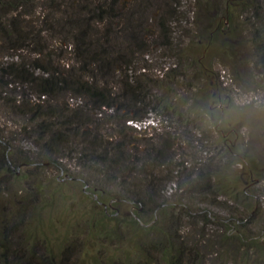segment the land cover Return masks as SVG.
Masks as SVG:
<instances>
[{"label":"rangeland","instance_id":"obj_1","mask_svg":"<svg viewBox=\"0 0 264 264\" xmlns=\"http://www.w3.org/2000/svg\"><path fill=\"white\" fill-rule=\"evenodd\" d=\"M0 264H264V0H0Z\"/></svg>","mask_w":264,"mask_h":264},{"label":"trees","instance_id":"obj_2","mask_svg":"<svg viewBox=\"0 0 264 264\" xmlns=\"http://www.w3.org/2000/svg\"><path fill=\"white\" fill-rule=\"evenodd\" d=\"M3 73H4V72H3ZM41 93L43 94V96L47 94L46 91H45V92H44V91H41Z\"/></svg>","mask_w":264,"mask_h":264},{"label":"flooded vegetation","instance_id":"obj_3","mask_svg":"<svg viewBox=\"0 0 264 264\" xmlns=\"http://www.w3.org/2000/svg\"><path fill=\"white\" fill-rule=\"evenodd\" d=\"M110 206V205H109ZM107 206H105V209H106ZM111 207V206H110Z\"/></svg>","mask_w":264,"mask_h":264},{"label":"water","instance_id":"obj_4","mask_svg":"<svg viewBox=\"0 0 264 264\" xmlns=\"http://www.w3.org/2000/svg\"><path fill=\"white\" fill-rule=\"evenodd\" d=\"M88 186V185H87ZM96 197V196H95Z\"/></svg>","mask_w":264,"mask_h":264}]
</instances>
